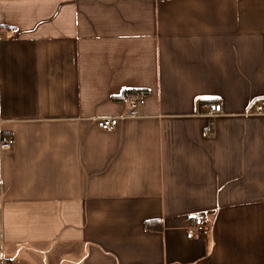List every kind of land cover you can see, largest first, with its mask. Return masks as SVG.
Here are the masks:
<instances>
[{"label":"crops","instance_id":"0c3cea01","mask_svg":"<svg viewBox=\"0 0 264 264\" xmlns=\"http://www.w3.org/2000/svg\"><path fill=\"white\" fill-rule=\"evenodd\" d=\"M262 102L264 0H0V264H264Z\"/></svg>","mask_w":264,"mask_h":264},{"label":"built area","instance_id":"2783aa9c","mask_svg":"<svg viewBox=\"0 0 264 264\" xmlns=\"http://www.w3.org/2000/svg\"><path fill=\"white\" fill-rule=\"evenodd\" d=\"M128 102L131 108V115H138L139 108L145 104V99L143 96L131 94L128 96ZM203 108L208 116H217L223 113L222 102H205L203 103ZM255 113L264 114V102L258 103L255 107ZM100 126L106 130H112L115 128L111 119H105L100 121ZM15 144V139L9 134L2 133L0 135V149L9 150ZM208 233V227L204 219L198 218L194 225L188 228L189 237H201ZM15 264V263H12Z\"/></svg>","mask_w":264,"mask_h":264},{"label":"trees","instance_id":"16d2710c","mask_svg":"<svg viewBox=\"0 0 264 264\" xmlns=\"http://www.w3.org/2000/svg\"><path fill=\"white\" fill-rule=\"evenodd\" d=\"M129 94H132V93H129ZM147 226H150L151 227V223L150 222H147Z\"/></svg>","mask_w":264,"mask_h":264}]
</instances>
